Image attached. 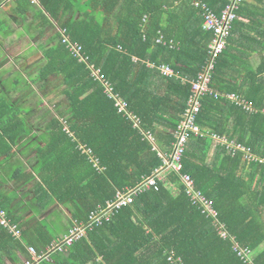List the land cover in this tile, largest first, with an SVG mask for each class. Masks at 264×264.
Returning a JSON list of instances; mask_svg holds the SVG:
<instances>
[{"label": "trees", "instance_id": "obj_1", "mask_svg": "<svg viewBox=\"0 0 264 264\" xmlns=\"http://www.w3.org/2000/svg\"><path fill=\"white\" fill-rule=\"evenodd\" d=\"M16 1L22 18L35 5L30 0ZM193 1L192 5V0H38L42 15L48 16L44 19L59 32L58 43L46 52L48 63L34 82L55 78L63 82L69 132L54 117L48 134L37 138L45 143L36 145L32 174H23L22 163L16 170L22 174L18 182L24 179L19 187L35 181L32 201L38 208L30 201L24 204V212H33L31 217L21 215L24 206H12L7 198L3 201L6 196L0 191V264H8L5 258H10V264H24V254L31 255L28 247L41 253L53 246L66 226L62 213L54 209L52 216L36 215L54 203L72 209L67 227L87 223L90 214L114 201L119 190L151 178L156 185L144 186L132 205L66 250L51 252L40 264H264L263 165L249 163L243 153L213 147L211 139L200 137L191 139L181 171L192 177L194 189L182 183L178 174L160 170L164 165L160 153L171 150L172 131L185 117L192 82L211 57L212 34L203 29L206 8L220 14L229 4L228 0ZM261 9L264 0L241 3L210 83L224 97L206 94L197 116L204 130L234 137L258 156H264ZM0 22L1 30L10 34ZM63 31L82 48L87 63L69 51ZM160 34L175 43L158 44ZM258 49L261 64L254 69L252 58ZM151 63L170 65L174 76L165 77ZM89 65L100 71L101 79ZM104 83L128 104L130 115L120 112ZM231 93L247 99L256 112L225 99ZM11 107L0 92V157L9 159L27 137L26 120L16 119L19 114L10 112ZM131 115L138 118V127ZM17 127L18 134L14 133ZM82 145L93 151L102 171L80 150ZM195 192L201 195L196 197ZM218 227L227 231L228 238ZM242 249L251 250L252 263L239 256Z\"/></svg>", "mask_w": 264, "mask_h": 264}, {"label": "crops", "instance_id": "obj_2", "mask_svg": "<svg viewBox=\"0 0 264 264\" xmlns=\"http://www.w3.org/2000/svg\"><path fill=\"white\" fill-rule=\"evenodd\" d=\"M193 3L194 1L192 0V5ZM17 6L18 4L16 0H0V21H3L10 31V34H6L5 31H2V22H0V92L3 95V98H5L8 103L12 104L10 112H14L17 115L19 114L16 119H25L27 123V137L15 147L14 155L10 159L7 157H0V191L5 193L4 196H6L3 198V201H6L5 198H7L12 206L18 207L19 205L23 206L21 205L23 203L28 204L30 200H24L27 190L25 188L24 191L23 187L18 186V183L23 182L24 179H21L18 182V177L22 176V174L20 171L18 172L16 170L22 163L25 165L23 174L26 173L27 175L29 171L30 175L32 174V167L35 166L37 161L36 145L44 144L43 141L39 142V140H37V137L40 136L41 133L36 127H34L35 117L43 118L45 115L48 116L49 118L45 124L46 126H48L54 117H57H51L49 111L50 105L58 102L53 96L55 90L47 92V88L54 84L55 81L58 83L62 81L55 78V81H49L48 79L46 82L42 80L34 82L41 77V72L46 63H48L46 52L50 51V49L58 43L57 36L59 28L50 24V20L44 19L47 14L44 13V15H42L41 7L39 5H34L32 9H28L24 18L19 16L20 11L17 9ZM36 12L39 14H36ZM215 14L220 15L221 13ZM259 18L262 21L264 20L263 9L260 10ZM162 36L163 34H160L158 40ZM172 43L175 42L173 40L167 42L165 39L163 40V43L158 42V44L164 46H171L169 44ZM259 51L260 49H258L255 54L258 55L259 62L252 61V67L254 69H258L261 64L260 55L258 54ZM150 65L156 67V64L151 63ZM20 76L24 77V82L31 88L29 93H25L20 87V83H22L19 81ZM5 83L12 85L13 88L9 89ZM45 83L46 88H44ZM36 95H38L37 99L40 97L43 103L38 104L39 101L37 100L38 106L35 108ZM62 95L65 97L63 93ZM55 97L57 96L55 95ZM28 108L30 109L27 110ZM35 113L37 115H35ZM42 130L45 131L44 128ZM14 133L18 134V127L14 129ZM228 139L238 143L237 139L234 137H228ZM169 150L164 152H168ZM249 163L255 162L249 161ZM15 173L18 175L15 176ZM60 207L63 209L65 206L61 205ZM25 208L27 207L24 206L21 208L23 213L21 215H27V218L31 217L33 212H24ZM17 211H20V209H17ZM51 212L52 211L48 213L47 217L52 216ZM23 220L25 221L24 217ZM24 221H22V223H24ZM35 223L36 221L33 222V224ZM35 225H39V223L37 222ZM261 249H264V245Z\"/></svg>", "mask_w": 264, "mask_h": 264}, {"label": "built area", "instance_id": "obj_3", "mask_svg": "<svg viewBox=\"0 0 264 264\" xmlns=\"http://www.w3.org/2000/svg\"><path fill=\"white\" fill-rule=\"evenodd\" d=\"M243 0H235L233 5L230 6L226 11L223 13V18L221 20H216L213 15L207 16L206 27L208 29H214L216 32V39L214 40L213 51L215 53L221 52L225 48V36L228 34V29L230 27L231 21L235 19V14L233 10L238 8L237 4L242 2ZM64 43L68 45L69 51L74 54L77 58L80 59L81 62H86L85 57L82 54V48L79 47L76 43H74L70 37L66 34V31H63ZM163 38L161 37L158 42L163 43ZM217 55V54H214ZM89 67H92L89 65ZM92 70L95 75L99 76V72ZM214 70V61H211L203 70V72L199 75V78L193 84V92L188 100V108L185 113V117L182 120L181 124L179 125L177 131L175 132L176 136V143L174 144V148L172 153L169 157L160 154V156L164 159V165L160 170L172 169L176 172H180L183 167V159L185 158L186 151L188 145L192 138L197 137L201 134V130L199 125L197 124V116L202 109V99L206 96L207 93L213 94L214 91L210 88V83L212 81V72ZM161 72L165 77H173L174 71L167 65H163L161 67ZM107 92L112 93L113 90L107 87ZM218 97V94H216ZM117 99V106L120 108V112H124L127 115H130L128 111V104L124 101ZM225 99L229 100L230 102L236 104L239 107H243L249 112H256L254 107L245 99L243 96L238 95L237 93H231L225 96ZM131 117L135 121V125L139 126V120L135 116ZM66 130L69 132L68 124L66 121H63ZM214 138H217L215 135ZM150 139L152 137L150 136ZM227 143V141H225ZM232 148L235 152H241L244 155L245 160L250 162L259 161L264 166V158H259L258 155H254L251 149L242 143H234ZM80 150L87 154L91 162L94 164V167L102 171L103 168L99 165L98 159L93 156V151L88 149L85 146H80ZM160 171L158 170L157 173ZM183 182L186 184L188 188L191 190L193 189V182L189 176H182ZM155 186L156 181L154 178L149 179L145 184L139 185L135 188H126L123 190H119L114 201H110L106 204V206H100L97 210L92 212L89 216L88 222L86 223H76L69 231V233L63 238L60 242L54 246V250L64 251L66 247L72 246L74 242L81 240L84 237H87L88 232L93 230L98 226H102L104 223L110 222L114 215L118 213L121 209L132 205L135 202L136 197L142 193L144 186ZM191 193V192H190ZM196 195V194H195ZM16 227V226H15ZM18 228V227H16ZM20 234L19 231H16ZM221 235L224 238H227V234L224 231H221ZM59 245V246H58ZM32 256V255H31ZM47 256V255H46ZM46 256H43L46 257ZM239 256L244 258L247 263L253 262L252 252L249 249H242L239 252ZM32 260L27 259L24 261V264H40L43 260L41 256H38L37 253L35 256L30 257Z\"/></svg>", "mask_w": 264, "mask_h": 264}, {"label": "rangeland", "instance_id": "obj_4", "mask_svg": "<svg viewBox=\"0 0 264 264\" xmlns=\"http://www.w3.org/2000/svg\"><path fill=\"white\" fill-rule=\"evenodd\" d=\"M31 1V3L32 4H35L36 6L37 5H39V2H38V0H30ZM252 61H254V62H259V60H258V55H254L253 56V58H252ZM92 67H94L95 68V66L93 65ZM96 72H99V70H97ZM98 78L99 79H101V77L100 76H98ZM12 80H15V79H12ZM11 80V81H12ZM19 81H21L22 83H21V85H20V87L25 91V93H29L30 91H31V88L29 87V85L27 84V83H25L24 82V77L23 76H20V79H19ZM60 81V80H59ZM6 84V86H8L9 87V89H12L13 87H12V85H8L7 83H5ZM105 84V86L106 87H108L109 89H110V91H112V89H111V86L110 85H108L107 83H104ZM55 88V89H54ZM65 85L63 84V82H60V83H58L57 81H55V83L54 84H52V85H50L48 88H47V92H49V91H54L55 93H53V96H54V98H55V100H57L58 102H55L54 104H51L50 105V109H49V111H50V113H51V117H53V116H57V117H59V119L63 122V121H68V119H69V117H70V112H69V103H68V100H67V98H65V97H63V95H62V93L65 91ZM56 90H57V92H56ZM48 94V93H47ZM58 94V95H57ZM55 95L57 96V97H55ZM37 97H38V95H36L35 96V108H36V106H38V104H40V103H43L42 102V100H41V98L39 97L38 99H37ZM37 100L39 101V103L37 104ZM122 101V100H121ZM118 104V103H117ZM35 115H37L36 113H35ZM48 116H46L45 115V117H43V118H36L35 117V121H34V127H36V129L41 133V135H43V134H48V132H47V126L45 125L46 124V122L48 121ZM45 129V131H43L42 129ZM42 132H45V133H42ZM38 138V137H37ZM213 142H215V143H212V146L213 147H215L216 146V144H218L216 141H214L213 140ZM43 143H45V142H43ZM30 172V171H29ZM29 172H28V174H29ZM34 187H35V181L34 182H32V183H30L29 185L28 184H25L24 186H23V190L25 191V188H26V190H27V193H26V197L24 198V200H26V201H29L30 200V202L32 203V205L33 206H36V208H38L37 206L38 205H36V202H33L32 201V198L34 197V194H35V190H34ZM23 206H24V203H23ZM52 207L51 208H48V209H51V210H48V209H46L45 211H44V213L43 214H41V215H36L37 217H39V218H45V217H47V215H48V213L50 212V211H52V210H54V209H56L57 211H59V212H61L62 214V217H63V219H64V221H63V225H66L65 226V228H63V229H60V227L58 226V228L60 229L59 230V236H58V240L56 241V242H54V244H53V246H51V247H49L48 248V251H46V252H41V253H39L38 251H37V249L35 248V247H33V246H30V247H28L27 249H28V252L32 255V256H35L36 255V253H37V255L38 256H41L42 258H43V256H46V257H44L43 258V260H45V259H48L49 258V256H50V254H51V252H53V251H58V250H54L53 248H54V246H56V244L58 243V242H60L63 238H65V236L67 235V233L70 231V229L77 223V222H74V225L72 226H68L67 227V225H69L68 224V220H69V218H70V216H71V212H72V209L71 208H69L68 206H65L63 209H62V207H60V206H58L57 204H53V205H51ZM54 219V218H53ZM50 220V219H49ZM105 224V223H104ZM67 227V228H66ZM59 246V245H58ZM68 247H66L65 248V250L67 249ZM42 253H44L43 255H40V254H42ZM25 255V257H23V261H27V259H29V260H32V258H30V257H32L31 255L29 256L28 254H24ZM27 257V258H26ZM42 260V261H43ZM5 261L8 263V264H10V263H12V261L10 260V258H5ZM41 261V262H42ZM40 262V263H41ZM15 264V263H14ZM21 264H22V262H21Z\"/></svg>", "mask_w": 264, "mask_h": 264}, {"label": "bare ground", "instance_id": "obj_5", "mask_svg": "<svg viewBox=\"0 0 264 264\" xmlns=\"http://www.w3.org/2000/svg\"><path fill=\"white\" fill-rule=\"evenodd\" d=\"M229 1V4L226 6V8H224L223 9V11L221 12V14L220 15H217V14H215L214 12H213V10L212 9H207L206 8V13L204 14V21H203V29H204V31H206V32H209V33H211L212 34V41H211V43H210V49H211V57L209 58V59H207V63H206V65H205V67L211 62V61H214V70H213V72H212V76H213V73L215 72V68H216V58L224 51V50H226V48H227V43H228V39H229V37H230V31H231V29H232V26H233V24L235 23V21L238 19V15H237V10H239L240 9V5H241V3L242 2H244V0L242 1V2H240V3H238L237 4V6H238V8H235L234 10H233V13L235 14V19L233 20V21H231V24H230V27H229V29H228V34L225 36V48L221 51V52H219V53H215L214 51H213V45H214V40L216 39V31L214 30V29H208V27H206V21H207V16H209L210 14L211 15H213L214 17H215V19L216 20H221L222 18H223V13H224V11H226L230 6H232L233 5V3H234V1L235 0H228ZM214 54H217V55H214ZM136 60V59H135ZM163 65H167V64H163ZM163 65H160V66H156L160 71H161V67L163 66ZM167 66H169L170 67V65H167ZM205 67H204V69H205ZM171 68V67H170ZM203 69V70H204ZM203 72V71H202ZM201 72V73H202ZM162 73V72H161ZM200 73V74H201ZM199 74V75H200ZM197 81V80H196ZM196 81H193L192 82V85L194 84V82H196ZM212 89V88H211ZM213 91H214V98H219V97H224L223 96V93L222 92H220V91H215L214 89H212ZM208 94V93H207ZM211 94V93H210ZM216 94H218V97H216ZM200 127V130H201V134L199 135V136H197V137H194V138H200V137H205V138H209V139H211L212 140V142H213V140L214 141H216L218 144V146H223V147H226L227 148V150L228 151H232V152H234V153H241V152H235L234 150H233V148H232V145L235 143L234 141H231V140H229L228 139V137H221V136H219L218 134H216V133H214V132H210V131H208V130H204L201 126H199ZM177 129H178V127L176 128V130H174V131H172V134L174 135V141L172 142V145H171V150H169L168 152H161L160 154H163L164 156H166V157H169V155L172 153V151H173V148H174V144L176 143V141H177V139H176V136H175V132L177 131ZM217 136V138H214V136ZM225 141H227V143H225ZM213 143H215V142H213ZM162 158V157H161ZM259 158H264V156H259ZM163 159V158H162ZM163 161H164V159H163ZM256 162H258V163H260L259 161H256ZM260 165H262L261 163H260ZM163 166H165V165H163ZM183 168V167H182ZM182 171V170H181ZM181 171L178 173V172H176V171H174V170H172V169H166L165 168V170H162V172L163 173H167V175H169V174H171V173H175V174H178L179 175V177H180V179H181V181H182V183H184L183 182V179H182V176H189V175H187V174H181ZM167 175H165V176H167ZM164 176V177H165ZM163 177V178H164ZM191 179H192V177L191 176H189ZM192 182H193V189H194V180L192 179ZM185 184V183H184ZM186 185V184H185ZM195 196L197 197V196H200L201 194L199 193V192H195ZM202 202H204V204H205V199L203 198V200H202ZM208 208H209V213L211 214V216L214 218V219H217V213H216V211L215 210H213L212 209V207L211 206H208ZM219 225V224H218ZM219 228V227H218ZM219 230L220 231H224V232H227V231H225V229H221V228H219ZM227 238H228V236H227ZM235 247L236 248H241L238 244H235Z\"/></svg>", "mask_w": 264, "mask_h": 264}]
</instances>
